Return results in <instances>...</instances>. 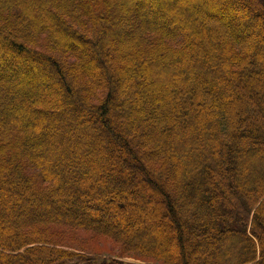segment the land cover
<instances>
[{
    "label": "trees",
    "instance_id": "16d2710c",
    "mask_svg": "<svg viewBox=\"0 0 264 264\" xmlns=\"http://www.w3.org/2000/svg\"><path fill=\"white\" fill-rule=\"evenodd\" d=\"M124 257L264 264V0H0V264Z\"/></svg>",
    "mask_w": 264,
    "mask_h": 264
},
{
    "label": "rangeland",
    "instance_id": "374dc122",
    "mask_svg": "<svg viewBox=\"0 0 264 264\" xmlns=\"http://www.w3.org/2000/svg\"><path fill=\"white\" fill-rule=\"evenodd\" d=\"M82 238H84V236ZM84 239H87V237H85ZM87 241L89 248L92 249L93 251H96L93 253L98 254L95 255V257L99 259H103V257L104 259H113L111 256H109L114 254L115 252L114 250L116 248V245L112 241L100 237L98 238L89 237ZM103 254H109V255L106 256ZM92 256H94V254ZM121 261L126 264H143L142 262L129 257H124L121 259Z\"/></svg>",
    "mask_w": 264,
    "mask_h": 264
}]
</instances>
